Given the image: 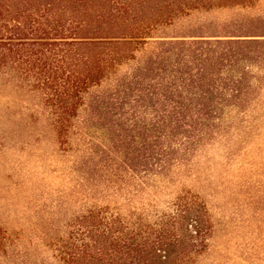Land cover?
Listing matches in <instances>:
<instances>
[{
  "label": "trees",
  "instance_id": "trees-1",
  "mask_svg": "<svg viewBox=\"0 0 264 264\" xmlns=\"http://www.w3.org/2000/svg\"><path fill=\"white\" fill-rule=\"evenodd\" d=\"M263 1L0 0V84L35 97L65 148L81 110L96 111L110 125L96 194L131 204L230 122L264 114ZM222 10L234 17L208 18ZM128 139L136 147L118 160ZM62 208L35 240L0 225V264H198L215 233L208 203L187 188L140 210Z\"/></svg>",
  "mask_w": 264,
  "mask_h": 264
},
{
  "label": "rangeland",
  "instance_id": "rangeland-1",
  "mask_svg": "<svg viewBox=\"0 0 264 264\" xmlns=\"http://www.w3.org/2000/svg\"><path fill=\"white\" fill-rule=\"evenodd\" d=\"M233 17L232 10L208 16L218 22ZM260 114L230 122L228 132L176 169L172 182L158 191L146 189L128 204L123 192L116 197L96 194V152L110 144V125L96 122V111L81 110L65 148L35 97L12 83L0 84V225L35 240L41 218L56 216L60 206L59 212L68 216L108 202L140 210L150 199L164 206L187 188L208 203L215 223L210 246L198 264H264V114ZM129 141L112 153L118 160L136 147ZM84 161L87 166L79 167Z\"/></svg>",
  "mask_w": 264,
  "mask_h": 264
}]
</instances>
